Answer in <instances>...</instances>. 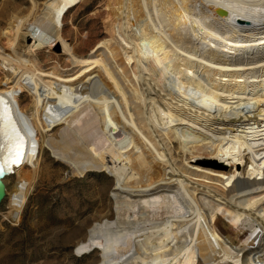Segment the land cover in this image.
Returning a JSON list of instances; mask_svg holds the SVG:
<instances>
[{
    "label": "bare ground",
    "instance_id": "1",
    "mask_svg": "<svg viewBox=\"0 0 264 264\" xmlns=\"http://www.w3.org/2000/svg\"><path fill=\"white\" fill-rule=\"evenodd\" d=\"M75 1L46 2L26 35L33 52L61 36V12ZM104 3L106 36L92 65L64 74L56 65L44 71L29 52L2 56L15 113L21 87L33 96V129L65 125L46 140L53 155L74 175L114 177L112 217L92 225L93 242L79 249L256 264L264 254V0ZM137 59L144 91L128 66ZM3 123L0 115V171L32 153L29 133ZM246 159L247 175L238 176Z\"/></svg>",
    "mask_w": 264,
    "mask_h": 264
},
{
    "label": "rangeland",
    "instance_id": "2",
    "mask_svg": "<svg viewBox=\"0 0 264 264\" xmlns=\"http://www.w3.org/2000/svg\"><path fill=\"white\" fill-rule=\"evenodd\" d=\"M47 1L0 0V115L5 130L8 126L14 130L21 127L32 140L31 154L14 157L8 161L7 170L0 171L4 184L3 188L0 182V192L5 194L0 201V264H208L196 252L172 261L151 260L135 250L115 252L98 243L87 252L79 249L86 241L93 242L89 233L92 225L112 217L114 177L103 171L74 175L53 155L46 140L59 139L65 125L48 131H40L37 125L33 129V96L21 87L13 91L18 95L15 113L9 98L14 84L2 68V56L7 58L12 48L19 53L29 52L44 71L56 65L64 74L90 66L106 36L103 16L107 9L104 0H76L61 12V36L52 45L33 52L32 40L26 35L35 31ZM17 19L26 20L23 28L15 31ZM128 66L142 83V91L146 90L142 61L137 59ZM177 152L181 153L180 148ZM210 160L217 162L219 158ZM248 162L246 159V164L238 168V176L247 175ZM227 168L234 171L235 166ZM263 263L264 254L256 264Z\"/></svg>",
    "mask_w": 264,
    "mask_h": 264
},
{
    "label": "water",
    "instance_id": "3",
    "mask_svg": "<svg viewBox=\"0 0 264 264\" xmlns=\"http://www.w3.org/2000/svg\"><path fill=\"white\" fill-rule=\"evenodd\" d=\"M1 178H0V182H1ZM3 188H4V184L1 182ZM5 194L4 193H0V201L4 198Z\"/></svg>",
    "mask_w": 264,
    "mask_h": 264
}]
</instances>
